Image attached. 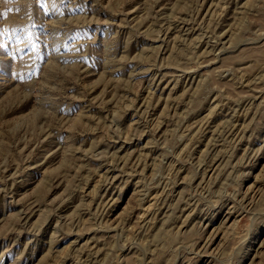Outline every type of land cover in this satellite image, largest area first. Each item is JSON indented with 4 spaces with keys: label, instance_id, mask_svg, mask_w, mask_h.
<instances>
[{
    "label": "rangeland",
    "instance_id": "obj_1",
    "mask_svg": "<svg viewBox=\"0 0 264 264\" xmlns=\"http://www.w3.org/2000/svg\"><path fill=\"white\" fill-rule=\"evenodd\" d=\"M0 264H264V0H0Z\"/></svg>",
    "mask_w": 264,
    "mask_h": 264
},
{
    "label": "snow or ice",
    "instance_id": "obj_2",
    "mask_svg": "<svg viewBox=\"0 0 264 264\" xmlns=\"http://www.w3.org/2000/svg\"><path fill=\"white\" fill-rule=\"evenodd\" d=\"M5 2H8V0H5Z\"/></svg>",
    "mask_w": 264,
    "mask_h": 264
}]
</instances>
